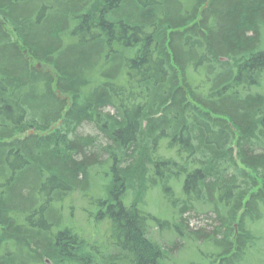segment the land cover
I'll return each instance as SVG.
<instances>
[{
	"label": "trees",
	"instance_id": "16d2710c",
	"mask_svg": "<svg viewBox=\"0 0 264 264\" xmlns=\"http://www.w3.org/2000/svg\"><path fill=\"white\" fill-rule=\"evenodd\" d=\"M161 185L215 215L210 264L262 239L264 0H0V264H162Z\"/></svg>",
	"mask_w": 264,
	"mask_h": 264
},
{
	"label": "rangeland",
	"instance_id": "374dc122",
	"mask_svg": "<svg viewBox=\"0 0 264 264\" xmlns=\"http://www.w3.org/2000/svg\"><path fill=\"white\" fill-rule=\"evenodd\" d=\"M77 133L80 136H99V132L93 124L85 123L78 128ZM101 139L95 142V146H99ZM97 174V175H96ZM94 172L95 184L101 183V174ZM174 187V185H172ZM164 186H157L150 188L145 194L143 200L139 203L143 209L154 217L167 220L170 223L171 228L179 224L180 217L183 220L184 227L182 230L184 233L176 234L171 229L163 228L158 229L154 224L150 226L151 239L165 248L166 259L162 264H210L214 260V255L217 250L211 246L207 241L209 235L213 234V231L218 224L216 222L215 215L211 212V209L204 208L201 202L193 203L194 209L190 210L184 215L179 212L180 201L175 213L173 212L172 203L167 200L165 195ZM96 192V189H93ZM91 193V192H90ZM180 186L175 187V199L180 198ZM178 196V197H177ZM70 205L73 206V211L70 216L72 223L77 229L83 232V236L86 239L92 238V233L95 232V228L92 224V220L88 217L89 205L81 194L75 193L69 200ZM182 204V203H181ZM208 212V213H207ZM217 223V224H216ZM184 226V225H183ZM98 229V231L104 230ZM186 228V229H185ZM255 235L262 238L260 242L251 247L242 260L237 261L236 264H264V219L253 227ZM103 234V233H97ZM182 235V236H181ZM125 263V262H124ZM120 263V264H124ZM126 264V263H125Z\"/></svg>",
	"mask_w": 264,
	"mask_h": 264
},
{
	"label": "water",
	"instance_id": "95a60500",
	"mask_svg": "<svg viewBox=\"0 0 264 264\" xmlns=\"http://www.w3.org/2000/svg\"><path fill=\"white\" fill-rule=\"evenodd\" d=\"M38 67H40V66H38ZM33 133H34V131H30V132H29V134H33Z\"/></svg>",
	"mask_w": 264,
	"mask_h": 264
}]
</instances>
